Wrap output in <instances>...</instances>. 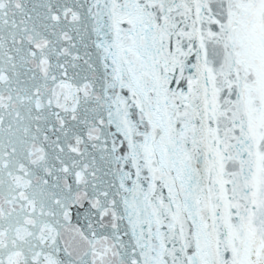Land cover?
Segmentation results:
<instances>
[{
	"label": "snow or ice",
	"instance_id": "obj_1",
	"mask_svg": "<svg viewBox=\"0 0 264 264\" xmlns=\"http://www.w3.org/2000/svg\"><path fill=\"white\" fill-rule=\"evenodd\" d=\"M0 264H264V0H0Z\"/></svg>",
	"mask_w": 264,
	"mask_h": 264
}]
</instances>
